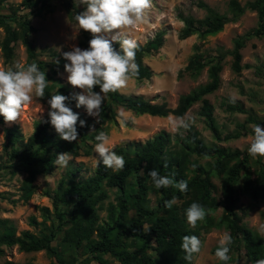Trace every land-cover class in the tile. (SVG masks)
I'll return each mask as SVG.
<instances>
[{"label": "trees", "instance_id": "1", "mask_svg": "<svg viewBox=\"0 0 264 264\" xmlns=\"http://www.w3.org/2000/svg\"><path fill=\"white\" fill-rule=\"evenodd\" d=\"M75 22V15L84 10L72 0H54ZM5 0H0V11ZM196 6L204 11L201 18L182 11L177 18L182 22L178 32L180 39L196 35L199 39L214 36L223 30L225 24L235 22L245 11L256 12V25L233 39V47L227 52L232 56V70L239 72L242 67L241 49L246 41L264 35V0H251L240 4L238 0H229L227 11L219 12L202 0ZM23 9L28 11L23 12ZM54 9L53 0H21L9 14L0 13V27L4 37L0 49L6 59L12 56L14 44L20 40L25 47V63H37L44 70L48 87L41 100L48 105V100L56 92L69 97L67 106L79 113L85 126L77 124L79 138L67 142L59 137L54 127L48 122L47 113L33 122L32 132L25 137L17 125L6 127L4 141L0 151V170L11 169L12 173L25 174L19 187L20 198L27 201L36 192V178L50 174L55 167L59 153L71 152V155H90L99 132H107L110 124H117V107L121 106L136 115L166 117L170 114L183 116L195 103H200L198 114L204 119L214 142H206L195 128L188 129L172 142V134L160 130L151 138L131 141L115 146L118 155L126 163L122 171L114 172L103 164L95 166L92 173L79 176L80 166L68 169L57 181L53 190H45L44 195L51 199L52 209L48 206L39 208L41 220L30 216L32 226L41 225L38 232L22 230L17 232L14 222L0 217V255L3 246L16 245L20 251L32 252L44 250L56 264H190L184 259L181 249L182 237L196 235L201 229L224 228L231 234L230 260L244 256L243 264H255L264 259V237L241 223L238 214L239 190L254 200H264V162L253 159L246 150L231 149L218 144L222 140L237 138L240 132L221 135L215 120L213 105L207 94L220 85L219 73L225 52L209 54L194 51L189 57L185 70L192 77L199 75L207 66L208 81L186 94L180 95L174 108L165 103H153L141 95L124 94L120 91L109 93L103 102V110L96 120L75 109L72 104V86L61 83L56 77L59 68H64L66 60L54 49H39L31 40L36 28L30 23L29 16H38ZM13 24H12V22ZM76 23V22H75ZM79 45L85 49L92 38L87 31L80 30ZM165 30H158L136 50V63L139 74L131 77L135 80L149 79L152 70L144 63V58L156 52L164 43ZM119 51V44L113 42ZM59 61L57 64L55 61ZM95 91L99 92L97 86ZM226 110L246 112L241 104H226ZM247 120L255 124L260 122L255 116L247 115ZM5 121L0 116V125ZM94 124L93 130H90ZM253 134V132H252ZM191 156L205 159L204 162L191 159ZM256 170L252 178L251 168ZM155 169L160 175L173 176L176 181L188 182V190L181 193L169 187L157 189L148 175ZM221 179V193L213 191L211 179ZM241 182V183H239ZM112 195V199H109ZM176 197L177 202L171 209L164 206V201ZM107 200V204L102 202ZM192 202L201 204L208 212L203 222L191 227L186 219L185 210ZM221 206L220 216L213 213ZM105 210L100 217L99 211ZM47 221L49 223L47 224ZM148 228H151L146 232ZM53 242L55 244L53 245ZM218 245L214 246L215 253ZM3 264H38L33 261L16 262L5 260ZM215 264H223L219 261Z\"/></svg>", "mask_w": 264, "mask_h": 264}, {"label": "rangeland", "instance_id": "2", "mask_svg": "<svg viewBox=\"0 0 264 264\" xmlns=\"http://www.w3.org/2000/svg\"><path fill=\"white\" fill-rule=\"evenodd\" d=\"M78 5V0H72ZM198 0H152V8L149 12V21L147 24L137 26L130 31L131 38L137 39L138 44H144L158 30H165L163 45L148 57L144 58V63L152 70V76L149 79L135 80L130 78L128 86L121 90V93L141 95L153 103H165L168 107L174 108L180 95L186 94L192 89L204 85L208 81L207 66H205L196 77H192L185 67L189 57L194 51L216 54L218 51L225 52L226 55L222 61V69L219 73L220 85L206 97L213 105L214 117L219 126L221 135L236 131L240 132L237 138L222 140L219 145L231 149L238 148L246 150L252 137V126L255 124L247 120V115L251 114L264 127V35L262 37H253L246 41L245 46L240 50L242 55L241 63L248 67H242L239 72L232 70V56L227 54L233 47V39L253 28L257 23L255 11L247 10L235 22L225 24L222 31L214 36H207L199 39L195 34L187 38L180 39L178 32L182 27V22L177 18V12L182 11L185 14H191L196 18H201L204 11L196 6ZM207 5L219 12H226L229 0H202ZM240 4H245L251 0H238ZM21 0H5L0 13L9 14V8H14ZM54 9L50 12L42 13L38 16L28 15L30 23L36 28L31 34V40L39 49L44 47L54 49L63 56V52L71 51L72 46L79 45L80 31L77 33V24L69 20L67 13L57 2L53 0ZM78 7H83L80 5ZM23 12L28 11L23 9ZM12 22V21H11ZM13 24V22H12ZM4 37V31L0 27V41ZM66 60V59H65ZM26 51L20 40L13 46L12 56L6 59L0 49V66L13 67L17 63H25ZM66 63L69 61L66 60ZM67 73L64 68H59L56 77L63 84H69ZM70 85V84H69ZM81 90L72 86V92L79 93ZM230 97H235L236 102L232 104H241L246 112H236L226 110V104L231 103ZM76 110L84 112L89 116L86 109L81 106L76 107V101L72 104ZM41 107L43 112L41 113ZM200 103L193 104L183 115L192 116L195 122L191 128L198 130L199 135L206 142H214L210 130L207 128L204 119L198 114ZM117 124H110L107 127L106 134L109 140L115 146L131 141H145L158 133L160 130H166L172 134V142L177 136H182L187 130H181L179 133H172L168 128L169 117H179L168 115L166 117L151 116L147 114L136 115L130 110L121 106L117 109ZM48 112V105L40 98L34 99L31 105H26L19 121L11 125L3 123L0 125V151L4 141V130L6 127L17 125L23 135L27 137L33 130V122L42 118ZM92 124L90 130H93ZM72 156L68 167L61 168L55 163V167L50 174L39 175L36 178V192L27 201H23L20 196L19 187L25 174L21 172L12 173L11 169L0 170V217L11 219L17 232L22 230H31L38 232L41 225L32 226L30 216H35L39 222L41 220L39 208L48 206L52 209L51 199L44 195L45 190H53L57 181L65 174L68 169L80 166L79 176H86L92 173L96 166L98 156L95 153V145L90 155ZM191 159L204 162L205 159L191 156ZM264 162V158H259ZM252 178L255 177L256 170L251 168ZM213 191L216 195L221 193V179L217 176L211 179ZM241 183V182H239ZM238 214L241 216V223L251 228L256 234L260 235L259 229L264 226V200H254L248 194L239 190ZM109 199H112L110 195ZM180 202V200H177ZM107 204V200L102 202ZM222 207L219 206L213 213L215 217L220 216ZM100 217L105 216V210L99 211ZM49 221H47V224ZM228 232L224 228L201 229L199 239L201 241V251L193 254L190 264H215L218 259L212 252L214 246L218 245L219 238ZM55 242H53V245ZM5 260L16 262L33 261L38 264H56L45 253L44 250L24 252L20 251L16 245L3 246V253L0 255V264ZM244 256L239 255L236 260L229 264H243ZM90 264H94L91 262ZM256 264V263H255Z\"/></svg>", "mask_w": 264, "mask_h": 264}, {"label": "clouds", "instance_id": "3", "mask_svg": "<svg viewBox=\"0 0 264 264\" xmlns=\"http://www.w3.org/2000/svg\"><path fill=\"white\" fill-rule=\"evenodd\" d=\"M80 5L84 6V10L75 15L76 32L87 31L92 38L88 41L87 49L73 45L71 51L63 52V57L69 61L64 65V70L68 74V83L81 90L71 97L76 101V107L83 106L89 116L98 119L108 94L125 89L129 79L139 74V65L136 63L139 44L137 39L131 38L130 31L148 23L152 0H78L77 6ZM113 42L119 44V51L113 47ZM55 62L59 63L58 60ZM48 82L45 71L40 70L37 63H17L7 68L0 66V116H3L5 123L11 125L19 121L26 105L45 96ZM97 86L99 92L94 90ZM68 100V96L57 92L52 94L48 100L50 108L47 115L48 122L59 137L71 143L79 138L77 124L83 127L86 122L80 119L79 113L67 106ZM230 102L235 103V97H230ZM40 112H43L42 107ZM194 122L192 116L169 117L168 128L172 133H179L190 129ZM252 132L247 147L248 155L253 159L264 158V127L254 124ZM95 140V153L98 156L96 166L103 164L114 172L122 171L126 161L115 152V145L110 142L108 135L99 132ZM70 161L71 152H63L57 154L55 163L66 168ZM148 175L157 189L172 187L181 193L188 190L186 180L176 181L173 176L160 175L155 169H151ZM176 203L177 198L172 197L164 201V206L171 209ZM185 214L188 224L196 227L198 222L205 220L208 212L201 204L192 202ZM259 232L264 237V226L260 227ZM232 243L233 238L228 232L219 238L215 256L223 264L230 260ZM181 249L185 253L184 259L191 261L193 254L201 251V241L196 235H185L182 237ZM256 264H264V259L258 260Z\"/></svg>", "mask_w": 264, "mask_h": 264}]
</instances>
